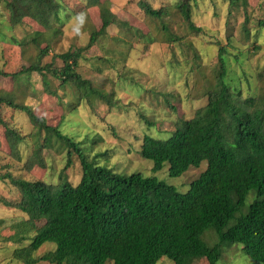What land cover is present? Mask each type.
<instances>
[{
    "label": "trees",
    "instance_id": "16d2710c",
    "mask_svg": "<svg viewBox=\"0 0 264 264\" xmlns=\"http://www.w3.org/2000/svg\"><path fill=\"white\" fill-rule=\"evenodd\" d=\"M0 1H5L13 25L31 18L51 36L62 31L68 18L63 0ZM110 1L87 0L88 7L101 9L102 26L92 32L85 46L55 56L62 61L61 67L55 61L42 63L51 46L40 48L45 34L36 31L17 43H33L39 49L37 60L18 72L0 70V75L20 81L37 72L43 78L45 92L60 100L48 78L52 75L61 81V87L69 85L82 92L77 103L69 106L70 111L84 97L99 98L110 106L120 103L114 101L113 92L104 93L77 71L84 52L105 37L112 24L131 30L128 23L117 21ZM227 1L237 6L242 0ZM193 2L196 0H180L176 7L189 29L198 34L203 29L192 19ZM139 4L148 16L160 21L167 34L165 41L180 40L165 23L170 14L168 7L154 8L145 0ZM259 22L264 26V21ZM226 55V47H220L219 71L215 84L205 92L207 103L191 118L180 119L169 137L147 134L141 144L140 154L154 161L153 170L159 171L168 163L171 176H180L207 161L206 169L191 182L187 192L157 176L122 174L101 166L98 157L90 159L81 142L63 134L61 123L49 124L32 106L18 102L16 95L0 92V106L25 112L34 126L32 134L42 135L26 164L28 169L35 164L45 166L43 148L59 144L58 148L67 152V163L57 183L18 178L10 172L0 175L20 193L16 201L5 200L6 205L28 216L15 224L14 234L7 239L21 244L14 249V258L23 264H156L168 256L175 264H194L200 258L208 264H219L223 245L241 244L247 255L264 264V94L242 99L241 90L233 88L228 79ZM101 59L114 65L111 58ZM0 123L6 127L7 140L16 151L26 137L1 117ZM75 154L82 167L77 185L71 183L66 172ZM107 155L103 152L99 156ZM39 221H44L40 227ZM209 231L215 232L217 242L209 243L204 237ZM47 242L55 243V249L36 256Z\"/></svg>",
    "mask_w": 264,
    "mask_h": 264
},
{
    "label": "rangeland",
    "instance_id": "374dc122",
    "mask_svg": "<svg viewBox=\"0 0 264 264\" xmlns=\"http://www.w3.org/2000/svg\"><path fill=\"white\" fill-rule=\"evenodd\" d=\"M145 1L154 8H169L165 23L180 40L165 41L167 34L161 29L160 21L146 14L140 0H111L110 9L117 21L128 23L131 30L112 24L108 34L84 52L85 58L77 67L84 78L93 81L104 93L113 92L114 101L118 99L120 103L110 106L99 98L84 97L70 111L69 106L77 103L82 92L69 85L61 87V81L49 74L52 88H57L61 96L58 100L45 92L43 78L37 72L20 81L0 75V92L16 95L18 102L32 106L49 124L61 123L63 134L81 142L90 159L98 157L96 160L101 166L122 174L142 172L146 176H157L179 191L187 192L191 182L206 169L207 161L180 176L169 174L168 163L154 171V161L140 154L143 138L147 134L169 137L180 119L191 118L197 108L207 103L205 92L215 84L219 71L218 51L222 46L227 49L228 79L233 88L241 90L242 99L264 94V26L259 22L264 21V0H242L237 6H230L227 0H196L192 5V19L203 29L198 34L189 29L179 13L176 4L180 0ZM63 3L68 18L62 31L51 36L31 18L13 25L8 19L5 1H0V70L18 72L37 60L39 49L33 43H17L36 31L45 34L40 48L51 46L43 64L55 61L61 67L62 61L55 56L89 42L92 32L102 26L101 9L88 7L87 0H63ZM121 53L124 54L122 59ZM101 58H111L114 65ZM0 117L26 137L13 151L6 137V127L0 123V175L10 172L18 178L57 183L67 163L66 150L59 149V144L56 148H43L41 157L45 166L35 164L28 169L26 164L35 145L43 139L42 135L32 134L34 126L25 112L2 105ZM103 152L108 155L100 157ZM66 172L73 185L80 182L82 167L76 154ZM19 197V190L9 180L0 179V220H3L0 223V264H23L13 256L14 249L21 244L7 240L14 234L15 224L28 218L20 209L5 203ZM250 201L248 198L247 204ZM43 224L44 221H39L37 226ZM204 237L212 244L218 241L214 231ZM55 247V243L47 242L36 256ZM222 247L224 255L219 264H262L247 255L241 244ZM108 264L114 263L108 261ZM156 264L175 262L164 256ZM194 264L208 263L200 258Z\"/></svg>",
    "mask_w": 264,
    "mask_h": 264
}]
</instances>
